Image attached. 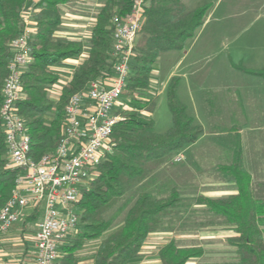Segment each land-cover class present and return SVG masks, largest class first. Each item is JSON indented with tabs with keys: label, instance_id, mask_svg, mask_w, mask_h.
Listing matches in <instances>:
<instances>
[{
	"label": "trees",
	"instance_id": "16d2710c",
	"mask_svg": "<svg viewBox=\"0 0 264 264\" xmlns=\"http://www.w3.org/2000/svg\"><path fill=\"white\" fill-rule=\"evenodd\" d=\"M72 1L75 0H0V109L2 88L12 58L10 44L24 33L26 14L32 15L29 21L36 26L35 34L29 39L31 62L22 74L25 99L17 103L19 115L26 120L31 153L36 159L58 145L69 99L85 92L104 72L111 73L113 20L127 18L136 0H106L97 14L88 43L60 36L63 29L60 7ZM142 6L144 23L119 109L123 120L112 129V152L100 164L98 175L77 203L83 227L60 246L61 264H79L78 253L88 242H99L93 254L94 264L138 262L148 237L162 229L164 218L172 215L180 204L178 191L173 188L169 195L156 197L144 186L127 210L123 223L114 229L113 221L105 215L124 200L133 183L146 181L154 171L205 135V129L195 123L178 94L179 77L173 76L166 88L172 125L164 133L156 132L151 118L156 97L145 99L135 94L149 90L162 53L184 50L186 42L204 26L210 6L190 9L184 0H143ZM84 52L87 56L73 72L58 101L53 102L48 92L60 77L52 68L66 60L79 59ZM240 70L264 80V69L254 71L241 66ZM233 153V163L220 165L218 172L227 182L235 183L238 194L223 199L201 196L197 202L223 217L235 230V236L229 239V244L236 249L234 264H264V197L256 198L252 190L253 177L245 169L239 136ZM6 156L0 117V209L11 198L18 174L17 170L7 168ZM38 218L39 212H36L24 225ZM203 255L202 248L180 247L174 239L160 250L159 260L161 264H189Z\"/></svg>",
	"mask_w": 264,
	"mask_h": 264
},
{
	"label": "rangeland",
	"instance_id": "374dc122",
	"mask_svg": "<svg viewBox=\"0 0 264 264\" xmlns=\"http://www.w3.org/2000/svg\"><path fill=\"white\" fill-rule=\"evenodd\" d=\"M105 1L75 0L61 6L62 15L69 25L66 39L88 42ZM184 2L190 9L210 6L204 26L186 42L181 52L170 51L160 55L149 90L140 91L135 96L145 99L156 97L151 118L156 132L164 133L172 125L166 88L170 78L177 76L180 78L181 100L196 118V123L207 132L200 144L192 149L191 161L181 154L185 160L175 163L173 158L179 153L171 158L173 162L169 160L171 163L155 175V183L161 186H155L152 178L149 182L133 183L124 200L105 215L106 219L113 221L114 229L123 223L127 210L144 186L156 197L169 195L172 187L179 189L181 203L173 209L172 215L164 218L162 229L148 237L140 260L134 264H160V248L174 239L180 247L206 251L205 256L192 259L189 264L236 262V249L229 244L235 230L223 217L199 204L197 198L235 193V186L224 182L216 169L218 165L232 163L238 136L244 149L245 169L253 177L252 190L256 198L264 197V80L240 70L241 66L254 71L264 69V0ZM30 17L31 14H26L23 19L30 20ZM83 56L87 53L84 52L81 58ZM66 65L63 62L52 68V72L61 79L48 92L53 102L58 101L72 76ZM200 95L208 105L210 122L200 105ZM82 227L80 222L79 229ZM20 233L21 230L6 244L5 251L9 253L7 264H28L34 259L33 234L29 231L23 237ZM98 244L88 242L78 254L92 256Z\"/></svg>",
	"mask_w": 264,
	"mask_h": 264
},
{
	"label": "built area",
	"instance_id": "2783aa9c",
	"mask_svg": "<svg viewBox=\"0 0 264 264\" xmlns=\"http://www.w3.org/2000/svg\"><path fill=\"white\" fill-rule=\"evenodd\" d=\"M142 2L135 1L127 18H114L111 73L104 72L85 92L69 99L58 145L38 159L32 156L26 120L17 107L25 99L22 74L31 62L29 39L35 34V24L27 20L22 36L10 44L12 58L2 88L0 117L7 168L18 174L11 198L0 209V238L29 214L39 212L32 264H61L60 246L79 230L77 203L112 152L110 136L113 127L123 120L119 109L144 23ZM183 159L179 154L174 162Z\"/></svg>",
	"mask_w": 264,
	"mask_h": 264
},
{
	"label": "crops",
	"instance_id": "0c3cea01",
	"mask_svg": "<svg viewBox=\"0 0 264 264\" xmlns=\"http://www.w3.org/2000/svg\"><path fill=\"white\" fill-rule=\"evenodd\" d=\"M71 3V2H70ZM69 4V3H68ZM68 4H66V5H68ZM103 7V6H102ZM61 13H62V11H61ZM63 16V15H62ZM63 23H64V27L66 28H64V30H63V32L61 31L60 32V36L61 37H63V38H65L66 39V37H68L67 36V31H68V24H66V21H65V18H64V16H63ZM72 23V22H71ZM70 25H72V24H70ZM69 40H80V39H69ZM191 40V39H190ZM82 41V40H81ZM85 43H88V42H85ZM179 52H181V51H179ZM83 57H85V56H83ZM82 61H83V58H80V59H78V60H72V59H69V60H66V61H64V63H67L68 65H66V68H67V70L69 71V73L71 74V75H73V72L75 71V69L82 63ZM72 65H75V67L73 68L72 67ZM65 67V66H64ZM64 71H65V69H64ZM60 76H62L61 74H60ZM173 77V76H172ZM72 79V76L70 77V79H69V82H70V80ZM171 79V78H170ZM170 81V80H169ZM60 82H61V79H60ZM179 88H180V86H179ZM178 94H179V90H178ZM180 95V94H179ZM198 98H200L199 99V102H200V105H201V107L204 109V113H206V116L208 117V120L207 121H209L210 120V118H209V110H208V105L206 104V100H205V98L203 97V96H199ZM188 112H189V110H188ZM190 114V113H189ZM191 115V114H190ZM192 116V115H191ZM193 117V116H192ZM194 118V120H195V123H196V118L195 117H193ZM210 122V121H209ZM197 124V123H196ZM206 131V130H205ZM207 132V131H206ZM206 132H205V134H206ZM206 135H204L202 138H200L195 144H193V145H191V146H189V147H187L186 149H184L180 154H182V155H184L185 156V158L186 159H188V160H190L191 161V158L193 157V155H191V152L193 151L192 149H194L197 145H199L200 144V142H201V140L205 137ZM242 147H243V145H242ZM244 150V149H243ZM233 157H234V153H233V155H232V163H233ZM173 159H175V157L173 158ZM185 160V159H184ZM187 160V161H188ZM174 161V160H173ZM172 160H171V162H173ZM171 162H166L164 165H162L160 168H158L156 171H154L153 173H152V175H150V177L146 180V181H144V182H149L150 180V178H152L154 181V184H155V186H161L160 184H158V183H155L156 182V177L157 176H155V175H157V173H159L161 170H163V169H165ZM231 163V164H232ZM231 164H222V165H231ZM177 165V164H176ZM220 165H218L217 166V171H218V167H219ZM219 173V172H218ZM221 177H222V179H223V181L224 182H226V183H229V184H232V185H234L235 186V193H232V194H229V195H225V196H204L203 195V197H206V198H210V199H223V198H228V197H230V196H234V195H237L238 194V190H237V188H236V185H235V183H230V182H227L225 179H224V177L221 175ZM173 188H175L177 191L179 190L178 188H176V187H172L171 189H173ZM149 190V189H148ZM159 190H162V187H159ZM178 194H179V196H180V200H181V195H180V193H179V191H178ZM199 197H201V196H199ZM198 197V198H199ZM197 198V199H198ZM181 203V202H180ZM35 215V213H31V214H29V216L28 217H33ZM40 215H39V218H38V220L36 221V222H31V223H29V222H27V223H29V224H27V225H24V222H22L21 224H18L17 226H15V227H13L7 234H5V235H3L1 238H0V264H7L8 262H6L7 260H8V258L7 257H9V253L7 252V251H5V247H6V244H7V242H10V241H12L14 238H16V235L15 234H17V232L19 231V230H21V233L19 234L20 236H23L24 237V235L27 233V232H31L33 235H32V237H31V239H32V241H34V250H35V234H36V231H37V225H38V223H39V221H40ZM146 244V243H145ZM166 245V244H165ZM165 245H163L161 248H160V250L165 246ZM145 246V245H144ZM143 248H145V247H143ZM33 250V253H35V251ZM96 250V249H95ZM143 250V249H142ZM160 250H159V252H160ZM95 252V251H94ZM94 252L92 253V256H89L88 254H84V255H79V257H81L80 258V262H79V264H94V262H93V254H94ZM159 252H158V261H159V263L161 264V262H160V260H159ZM32 253V251H30V254ZM205 253H206V251L204 250V255L203 256H205ZM29 254V256L31 257V255ZM202 258V257H201ZM33 260V259H32ZM33 263V261L32 262H30V263H28V264H32ZM24 264V263H23Z\"/></svg>",
	"mask_w": 264,
	"mask_h": 264
}]
</instances>
